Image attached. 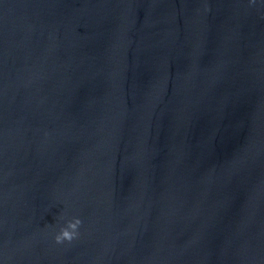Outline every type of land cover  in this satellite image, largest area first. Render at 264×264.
<instances>
[{
    "label": "water",
    "instance_id": "1",
    "mask_svg": "<svg viewBox=\"0 0 264 264\" xmlns=\"http://www.w3.org/2000/svg\"><path fill=\"white\" fill-rule=\"evenodd\" d=\"M0 264H264V0H0Z\"/></svg>",
    "mask_w": 264,
    "mask_h": 264
},
{
    "label": "clouds",
    "instance_id": "2",
    "mask_svg": "<svg viewBox=\"0 0 264 264\" xmlns=\"http://www.w3.org/2000/svg\"><path fill=\"white\" fill-rule=\"evenodd\" d=\"M82 226V221L74 217L69 220L65 226L59 229V232L54 236L56 244H63L65 242L71 243L79 237V228Z\"/></svg>",
    "mask_w": 264,
    "mask_h": 264
}]
</instances>
